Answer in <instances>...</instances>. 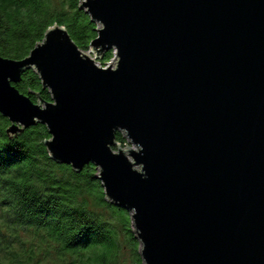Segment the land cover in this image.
I'll return each mask as SVG.
<instances>
[{
  "label": "water",
  "instance_id": "water-1",
  "mask_svg": "<svg viewBox=\"0 0 264 264\" xmlns=\"http://www.w3.org/2000/svg\"><path fill=\"white\" fill-rule=\"evenodd\" d=\"M79 8L98 25L91 55L54 26L26 59L0 57L6 133L43 124L52 161L95 165L143 264H264V0ZM29 68L50 104L13 86Z\"/></svg>",
  "mask_w": 264,
  "mask_h": 264
},
{
  "label": "trees",
  "instance_id": "trees-1",
  "mask_svg": "<svg viewBox=\"0 0 264 264\" xmlns=\"http://www.w3.org/2000/svg\"><path fill=\"white\" fill-rule=\"evenodd\" d=\"M82 1L0 0V57L26 59L54 26L80 51L91 49L98 25L79 8ZM112 56L109 51L98 61L105 67ZM13 86L34 104L52 102L33 68ZM9 125L0 115V264H115L120 238L134 263L143 264L130 214L106 200L95 165L77 173L52 161L43 124L16 135L6 133ZM114 135L117 144L127 143L120 132Z\"/></svg>",
  "mask_w": 264,
  "mask_h": 264
},
{
  "label": "rangeland",
  "instance_id": "rangeland-1",
  "mask_svg": "<svg viewBox=\"0 0 264 264\" xmlns=\"http://www.w3.org/2000/svg\"><path fill=\"white\" fill-rule=\"evenodd\" d=\"M86 53H87V55H91L90 50L86 51ZM93 58L96 61L99 60V59H96L97 55L93 56ZM113 59H114V57H113ZM111 63L113 64V61H111ZM109 66H112V65L109 64ZM126 145L130 146L129 144H126ZM119 146L123 147V145H120V144H119ZM114 148H115V152L118 151V148L116 146H114ZM135 170H137V168H135ZM98 173H99V171H97L96 176L98 175ZM120 240H121V244L119 245V248H118V255H117L115 264H136V263H134V254L132 252V249L130 248V246H128L126 244V242H124V240L122 238H120Z\"/></svg>",
  "mask_w": 264,
  "mask_h": 264
},
{
  "label": "built area",
  "instance_id": "built-area-1",
  "mask_svg": "<svg viewBox=\"0 0 264 264\" xmlns=\"http://www.w3.org/2000/svg\"><path fill=\"white\" fill-rule=\"evenodd\" d=\"M116 57H114V59H115ZM127 140V139H126ZM126 144H128V141H127V143ZM119 145V144H118Z\"/></svg>",
  "mask_w": 264,
  "mask_h": 264
}]
</instances>
